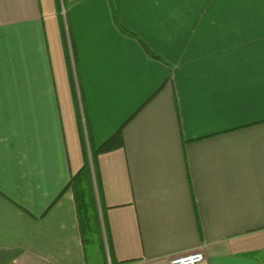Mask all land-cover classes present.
I'll return each instance as SVG.
<instances>
[{"label": "crops", "instance_id": "1", "mask_svg": "<svg viewBox=\"0 0 264 264\" xmlns=\"http://www.w3.org/2000/svg\"><path fill=\"white\" fill-rule=\"evenodd\" d=\"M78 112L89 152L124 138L97 158L87 239ZM198 250L264 264V2L0 0V264Z\"/></svg>", "mask_w": 264, "mask_h": 264}, {"label": "trees", "instance_id": "2", "mask_svg": "<svg viewBox=\"0 0 264 264\" xmlns=\"http://www.w3.org/2000/svg\"><path fill=\"white\" fill-rule=\"evenodd\" d=\"M121 30L124 31V33L129 34L130 36L135 37L134 34L125 30V28H122ZM140 42L142 43V45L145 46L142 40H140ZM151 56H153L154 58H158L154 54H151ZM68 57L71 61V56ZM76 72L78 73L77 66H76ZM79 77L80 76L78 74V78ZM80 113H79V128H80L81 144L83 148L84 163H83V167L79 170V172L71 178L68 188H71L73 191L77 206L78 219L80 221L81 231L83 236L87 239L90 238L93 235V233L99 234L101 232L100 227L102 224L100 210L98 209V201L96 198V183H97V188L100 191L99 182L97 181L95 183V178L96 180L98 179L97 158L100 154L112 152L122 148L124 146V138H123L122 129H119L99 148L94 149L92 147L89 152L87 141L85 138L84 121ZM85 124H86V119H85ZM102 217H103V225L106 226L104 210L102 213ZM106 233L108 235V244L110 246L111 243H110L108 230H106ZM113 263L117 264L115 262Z\"/></svg>", "mask_w": 264, "mask_h": 264}, {"label": "built area", "instance_id": "3", "mask_svg": "<svg viewBox=\"0 0 264 264\" xmlns=\"http://www.w3.org/2000/svg\"><path fill=\"white\" fill-rule=\"evenodd\" d=\"M83 121L85 124L84 117H83ZM206 263H207V259L203 250H198L184 255L175 256L172 258L170 262V264H206ZM108 264H114V263L111 260H109ZM119 264H127V263H119Z\"/></svg>", "mask_w": 264, "mask_h": 264}, {"label": "rangeland", "instance_id": "4", "mask_svg": "<svg viewBox=\"0 0 264 264\" xmlns=\"http://www.w3.org/2000/svg\"><path fill=\"white\" fill-rule=\"evenodd\" d=\"M116 20H117V26H118V28H120V29H122L123 28V26L120 24V21H119V18H118V16H116ZM125 30H127V29H125ZM79 113V112H78ZM77 125L79 126V119L77 120ZM85 127V126H84ZM85 130V129H84Z\"/></svg>", "mask_w": 264, "mask_h": 264}, {"label": "snow or ice", "instance_id": "5", "mask_svg": "<svg viewBox=\"0 0 264 264\" xmlns=\"http://www.w3.org/2000/svg\"><path fill=\"white\" fill-rule=\"evenodd\" d=\"M233 2H252V0H233ZM264 2V0H262Z\"/></svg>", "mask_w": 264, "mask_h": 264}]
</instances>
